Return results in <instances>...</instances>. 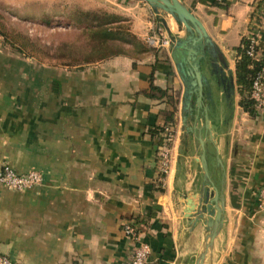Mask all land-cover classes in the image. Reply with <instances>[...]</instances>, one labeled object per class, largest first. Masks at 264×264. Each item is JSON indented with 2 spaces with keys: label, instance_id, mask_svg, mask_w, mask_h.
Returning a JSON list of instances; mask_svg holds the SVG:
<instances>
[{
  "label": "crops",
  "instance_id": "1",
  "mask_svg": "<svg viewBox=\"0 0 264 264\" xmlns=\"http://www.w3.org/2000/svg\"><path fill=\"white\" fill-rule=\"evenodd\" d=\"M25 1L0 0V13L15 15ZM55 1L29 0L36 15L22 17L53 21ZM73 1L124 16L147 48L71 66L0 43V163L44 178L27 191L0 186V253L17 264H123L133 245L124 222L133 219L151 246L148 264H197L215 205L198 213L216 185L224 221L204 264H264V108L245 110L236 82L243 38L258 32L264 57V0H182L212 40L196 46L201 102L195 61L179 44L190 35L183 23L146 0ZM155 21L170 44L149 43ZM152 79L172 96L174 123L168 96L149 93ZM168 125L174 140L163 173L159 129Z\"/></svg>",
  "mask_w": 264,
  "mask_h": 264
},
{
  "label": "trees",
  "instance_id": "2",
  "mask_svg": "<svg viewBox=\"0 0 264 264\" xmlns=\"http://www.w3.org/2000/svg\"><path fill=\"white\" fill-rule=\"evenodd\" d=\"M79 10L77 15L83 16L93 23V25H91L92 28L86 33L88 35L86 38L87 41L85 40V46H87V48L85 47L83 49L84 53H82V55L80 54V56H77L75 53L76 46L72 48L73 51L68 52L72 46L71 41L66 42L67 51L63 49L59 56H55L54 54L51 55L54 59L57 57L61 59L69 58L70 60L69 63H60L71 66L83 65L118 55H136L147 48L145 43L131 31L130 26L124 25V22H127L124 16L101 9ZM7 26L4 16L0 13V34L4 38V41L24 52V54L36 57L39 51L38 42L29 38L28 34L22 31H16L12 36L10 32L7 31L9 29ZM25 39L27 43H24L23 40ZM249 46L250 40L245 37L242 39V44L237 47L239 57L236 63V82L241 95L240 104L245 110L253 111L255 109V103L251 98L252 85L257 72L264 65V57H261L259 54L258 57L249 55ZM256 49L257 51L259 50L258 48ZM47 57L49 56L47 55ZM149 93L153 96L158 94L161 97L168 96L169 102L173 104V109L166 115V121L174 123L177 107L175 106L172 96L168 95V90L155 86L152 79ZM165 127H161L159 133L163 132Z\"/></svg>",
  "mask_w": 264,
  "mask_h": 264
},
{
  "label": "built area",
  "instance_id": "3",
  "mask_svg": "<svg viewBox=\"0 0 264 264\" xmlns=\"http://www.w3.org/2000/svg\"><path fill=\"white\" fill-rule=\"evenodd\" d=\"M259 2V1H258ZM264 8L259 11V16L264 15ZM156 23L153 33L148 37L151 45L162 46L170 44L172 41L169 37L162 36V23ZM0 34V43H1ZM250 46L248 54L258 57L260 37L258 32H254L250 38ZM251 98L254 100L256 109L264 108V65L257 72L251 90ZM163 143L159 147V164L163 173L168 172L170 168L172 152L171 144L174 140V131L171 126H166L163 132ZM43 174L38 170H30L28 172H18L10 164L0 163V186L16 191H27L43 183ZM259 205L264 210V186L258 191ZM124 231L133 241L132 252L130 258L123 264H148L151 255L150 244L143 239L142 232L137 226L135 220H127L124 222ZM0 264H17L10 256L0 253Z\"/></svg>",
  "mask_w": 264,
  "mask_h": 264
},
{
  "label": "rangeland",
  "instance_id": "4",
  "mask_svg": "<svg viewBox=\"0 0 264 264\" xmlns=\"http://www.w3.org/2000/svg\"><path fill=\"white\" fill-rule=\"evenodd\" d=\"M71 1V3L62 0L55 1L53 6L49 7V11H51V9L54 7L52 10H55V18L53 21H49L47 23H38L35 19L29 20L28 18L24 19L22 17L24 15H27L28 13L33 16L36 15V11H34L35 8L31 6V2H29V0L22 2L18 6V13L16 12L17 14L14 15V13L7 11V13L5 12L4 15L3 11L1 12V15L4 16V19L7 25L9 26H7V28H9L7 31L10 32L12 36L14 35L13 33H15L16 31H22L28 34L29 38L38 42V55L36 54V57L33 56V58L44 61H54L56 63H69V58L61 59L55 57L54 59L51 55L54 54L55 56H59L63 49L67 51L66 42L68 41H71L72 46L68 50V52L73 51L72 48L76 46L75 53L77 54V56H80V54L82 55V53H84L83 49L85 47L87 48V46H85V40L88 37L86 33L92 28L91 25H93L91 20L85 19L83 16L77 15L78 11H80L79 9L84 8L79 7V4H77V2L73 0ZM32 8L34 10H32ZM124 25L130 24L129 22H124ZM23 41L24 43H27L26 39ZM2 42H5L3 37L1 38V43ZM22 54L26 57H32L30 55L24 54V52H22ZM47 55L49 57H47ZM197 154L198 156L199 154H201V148L197 149Z\"/></svg>",
  "mask_w": 264,
  "mask_h": 264
},
{
  "label": "water",
  "instance_id": "5",
  "mask_svg": "<svg viewBox=\"0 0 264 264\" xmlns=\"http://www.w3.org/2000/svg\"><path fill=\"white\" fill-rule=\"evenodd\" d=\"M146 1L150 5H152L154 8H156L157 10L161 9L164 12L168 13L169 15H172L178 21L183 23L186 31L190 33L188 38L185 41H180L179 44L187 46L188 52L190 54L189 58L195 61L194 68H195V73L197 77V83L199 85V95H200L198 97V100L199 102H201L202 94H203V83H202L201 73L199 69V64L197 61L198 50L196 49V46L199 43H201V41L203 40L206 41L207 43L212 44V40L209 37L206 31V28L204 27L202 21L196 15H194V13L182 2V0H146ZM186 44H191L192 47H189ZM198 138L202 145V151L200 154L199 161L202 164V168H203V171L206 177L209 179V183L214 184L212 181V178L210 177V173H209V165H208L205 141L202 138V136H199ZM214 186L216 189V193L214 197L210 199V196H209L208 201L205 202L206 204L210 203V205L204 206L203 209L199 211L198 213V219L203 218L204 213L208 210H211L213 207V204L215 205L216 211L214 213V216H210L207 219V228L209 231L208 241L205 245L204 251H202V253L199 256L197 264L205 263L206 256L209 250L211 249V247L213 246L214 240L216 236L218 235L219 229L222 226L223 221H224L225 202L223 198H220L217 186L216 185ZM210 200L211 202H209ZM220 200H221V203H220ZM189 203H191V208L188 210L189 211L194 210L196 206L192 204V201H189Z\"/></svg>",
  "mask_w": 264,
  "mask_h": 264
}]
</instances>
